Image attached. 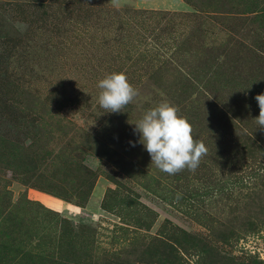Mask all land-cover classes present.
Here are the masks:
<instances>
[{
    "label": "rangeland",
    "instance_id": "1",
    "mask_svg": "<svg viewBox=\"0 0 264 264\" xmlns=\"http://www.w3.org/2000/svg\"><path fill=\"white\" fill-rule=\"evenodd\" d=\"M152 1L0 0V264H264V0ZM120 72L139 95L107 112ZM162 102L195 171L134 132Z\"/></svg>",
    "mask_w": 264,
    "mask_h": 264
},
{
    "label": "clouds",
    "instance_id": "2",
    "mask_svg": "<svg viewBox=\"0 0 264 264\" xmlns=\"http://www.w3.org/2000/svg\"><path fill=\"white\" fill-rule=\"evenodd\" d=\"M21 27L26 29L27 26ZM98 87L101 89L99 104L107 112H121L139 95L124 72L107 75L99 81ZM255 99L259 106V115L255 120L259 127L264 128V93L258 94ZM179 111L177 106L162 102L149 109L135 123L134 129L140 134V142L150 154L152 163L169 175L185 169L195 171L208 151L202 141L194 138L191 123L179 115Z\"/></svg>",
    "mask_w": 264,
    "mask_h": 264
},
{
    "label": "crops",
    "instance_id": "3",
    "mask_svg": "<svg viewBox=\"0 0 264 264\" xmlns=\"http://www.w3.org/2000/svg\"><path fill=\"white\" fill-rule=\"evenodd\" d=\"M155 5L163 6L172 10H185L186 4L181 0H153ZM153 3V4H154Z\"/></svg>",
    "mask_w": 264,
    "mask_h": 264
}]
</instances>
